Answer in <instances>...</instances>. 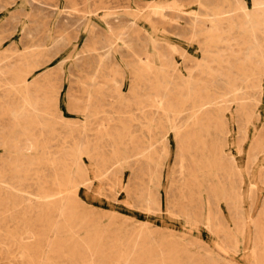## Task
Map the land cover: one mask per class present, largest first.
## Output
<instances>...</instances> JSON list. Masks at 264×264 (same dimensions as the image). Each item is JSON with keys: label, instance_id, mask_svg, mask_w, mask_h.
Masks as SVG:
<instances>
[{"label": "rangeland", "instance_id": "rangeland-1", "mask_svg": "<svg viewBox=\"0 0 264 264\" xmlns=\"http://www.w3.org/2000/svg\"><path fill=\"white\" fill-rule=\"evenodd\" d=\"M127 263L264 264V0H0V264Z\"/></svg>", "mask_w": 264, "mask_h": 264}, {"label": "bare ground", "instance_id": "bare-ground-1", "mask_svg": "<svg viewBox=\"0 0 264 264\" xmlns=\"http://www.w3.org/2000/svg\"><path fill=\"white\" fill-rule=\"evenodd\" d=\"M207 2H208V0H207ZM222 3V2H221ZM207 4V3H206ZM125 5V4H124ZM226 8V7H225ZM230 12V11H229ZM243 15H244V13H243ZM200 18V17H199ZM231 18V17H230ZM127 25V24H126ZM124 33V32H123ZM255 35V34H254ZM252 39V38H251ZM254 41H256V40H254ZM101 44V43H100ZM255 45H256V42H255ZM258 46H260L259 44H258ZM258 46L256 47V48H258ZM112 48H113V46H112ZM255 48V47H254ZM261 48H263V47H261ZM260 47H259V49H261ZM261 51V50H260ZM254 52H258V50L257 51H254ZM21 75V74H20ZM226 83V82H225ZM226 86H228L227 84H226ZM238 87V86H237ZM227 88V87H226ZM230 88H229V86H228V89L227 90H229ZM188 95H190V94H188ZM193 95V94H192ZM195 101V100H194ZM191 103H193V101L191 102ZM203 106V105H202ZM199 108V107H198ZM149 209H151V207L149 208ZM225 236V235H224ZM143 251V248H140V251ZM259 250H261V249H259ZM128 264V263H127Z\"/></svg>", "mask_w": 264, "mask_h": 264}]
</instances>
